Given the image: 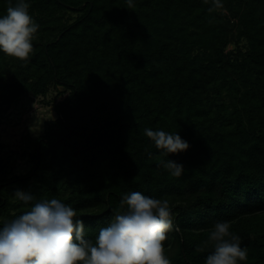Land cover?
Instances as JSON below:
<instances>
[{"label": "trees", "instance_id": "trees-1", "mask_svg": "<svg viewBox=\"0 0 264 264\" xmlns=\"http://www.w3.org/2000/svg\"><path fill=\"white\" fill-rule=\"evenodd\" d=\"M29 3L34 50L26 61L0 53V106L39 98L59 118L28 174L15 175L0 148V227L28 210L21 189L74 208L94 239L121 195L139 191L172 208V264H205L217 220L248 249L242 264H264V0ZM145 128L190 143L181 177L161 166Z\"/></svg>", "mask_w": 264, "mask_h": 264}, {"label": "clouds", "instance_id": "clouds-1", "mask_svg": "<svg viewBox=\"0 0 264 264\" xmlns=\"http://www.w3.org/2000/svg\"><path fill=\"white\" fill-rule=\"evenodd\" d=\"M223 7L222 0H212ZM134 7V0H126ZM29 0H8L0 15V53L20 61L29 59L40 25L30 14ZM144 135L166 157L161 166L179 178L185 165L178 159L190 143L179 132L145 128ZM14 198L28 210L0 227V264H172L164 242L174 227L167 200L139 191L123 193L116 214L94 239L86 236L84 221L62 201L37 199L31 191L17 189ZM212 251L205 264H242L248 249L230 230V222L217 220L207 237Z\"/></svg>", "mask_w": 264, "mask_h": 264}, {"label": "rangeland", "instance_id": "rangeland-1", "mask_svg": "<svg viewBox=\"0 0 264 264\" xmlns=\"http://www.w3.org/2000/svg\"><path fill=\"white\" fill-rule=\"evenodd\" d=\"M62 91L63 88H60ZM56 95L53 90L49 98ZM68 93L57 99L62 102ZM43 99L23 97L13 104L0 106V148L12 158L15 175L28 174L32 169L29 154L33 153L35 142L47 125L59 118L55 106Z\"/></svg>", "mask_w": 264, "mask_h": 264}]
</instances>
